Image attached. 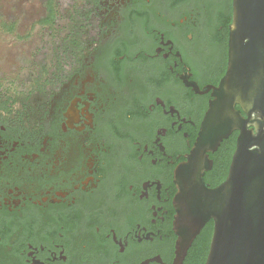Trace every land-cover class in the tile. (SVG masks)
Masks as SVG:
<instances>
[{"label": "flooded vegetation", "instance_id": "af4514ba", "mask_svg": "<svg viewBox=\"0 0 264 264\" xmlns=\"http://www.w3.org/2000/svg\"><path fill=\"white\" fill-rule=\"evenodd\" d=\"M37 8L0 61V264H173L178 185L227 70L232 0ZM238 135L207 153V187ZM213 228L182 264L205 263Z\"/></svg>", "mask_w": 264, "mask_h": 264}, {"label": "water", "instance_id": "95a60500", "mask_svg": "<svg viewBox=\"0 0 264 264\" xmlns=\"http://www.w3.org/2000/svg\"><path fill=\"white\" fill-rule=\"evenodd\" d=\"M213 96L178 185L173 264H182L208 220L214 228L204 264H264V0H232L228 66ZM235 130L227 176L209 188L202 179L211 168L207 153Z\"/></svg>", "mask_w": 264, "mask_h": 264}, {"label": "rangeland", "instance_id": "374dc122", "mask_svg": "<svg viewBox=\"0 0 264 264\" xmlns=\"http://www.w3.org/2000/svg\"><path fill=\"white\" fill-rule=\"evenodd\" d=\"M43 0H1L0 1V61L3 58H15L16 50L12 49L9 42L14 38L16 30H22V26L31 22L32 17L40 13V5ZM13 68L11 63L6 65Z\"/></svg>", "mask_w": 264, "mask_h": 264}]
</instances>
